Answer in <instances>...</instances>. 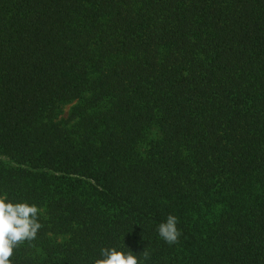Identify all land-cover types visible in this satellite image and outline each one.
<instances>
[{
    "label": "trees",
    "instance_id": "obj_1",
    "mask_svg": "<svg viewBox=\"0 0 264 264\" xmlns=\"http://www.w3.org/2000/svg\"><path fill=\"white\" fill-rule=\"evenodd\" d=\"M0 264H264V0H0Z\"/></svg>",
    "mask_w": 264,
    "mask_h": 264
},
{
    "label": "rangeland",
    "instance_id": "obj_2",
    "mask_svg": "<svg viewBox=\"0 0 264 264\" xmlns=\"http://www.w3.org/2000/svg\"><path fill=\"white\" fill-rule=\"evenodd\" d=\"M69 106H66L65 108H64V110H63V114L61 115V117H60V119H64V118H66V116H67V113H68V111H69Z\"/></svg>",
    "mask_w": 264,
    "mask_h": 264
}]
</instances>
